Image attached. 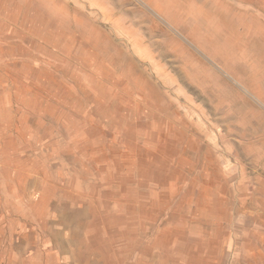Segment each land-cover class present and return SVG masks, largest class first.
Listing matches in <instances>:
<instances>
[{
    "label": "rangeland",
    "instance_id": "1",
    "mask_svg": "<svg viewBox=\"0 0 264 264\" xmlns=\"http://www.w3.org/2000/svg\"><path fill=\"white\" fill-rule=\"evenodd\" d=\"M0 264H264V0H0Z\"/></svg>",
    "mask_w": 264,
    "mask_h": 264
}]
</instances>
